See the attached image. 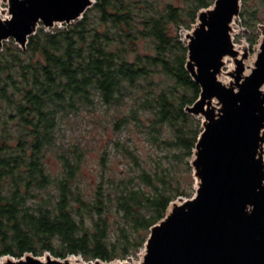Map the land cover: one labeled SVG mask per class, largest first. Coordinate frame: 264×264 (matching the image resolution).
<instances>
[{
  "label": "trees",
  "instance_id": "obj_1",
  "mask_svg": "<svg viewBox=\"0 0 264 264\" xmlns=\"http://www.w3.org/2000/svg\"><path fill=\"white\" fill-rule=\"evenodd\" d=\"M215 1L95 0L76 22L40 24L25 49L4 43L0 258L125 260L171 203L194 196L203 127L186 108L201 88L186 68L181 29ZM80 122L100 128L98 148L74 137ZM90 151L94 184L83 175Z\"/></svg>",
  "mask_w": 264,
  "mask_h": 264
},
{
  "label": "water",
  "instance_id": "obj_2",
  "mask_svg": "<svg viewBox=\"0 0 264 264\" xmlns=\"http://www.w3.org/2000/svg\"><path fill=\"white\" fill-rule=\"evenodd\" d=\"M0 1L9 3L11 14V19L0 18V47L13 39L23 49L40 24L48 29L71 24L95 3ZM241 5L242 0H216L199 12L186 34V68L201 88L186 108L202 118L191 162L196 191L171 203L165 218L151 228L138 264H264V26L257 60L247 74L248 52L238 58L232 35ZM227 57L236 65L229 84L220 79ZM70 259L26 253L0 264H81Z\"/></svg>",
  "mask_w": 264,
  "mask_h": 264
},
{
  "label": "rangeland",
  "instance_id": "obj_3",
  "mask_svg": "<svg viewBox=\"0 0 264 264\" xmlns=\"http://www.w3.org/2000/svg\"><path fill=\"white\" fill-rule=\"evenodd\" d=\"M242 5H243L241 7L242 8L241 10L243 12L242 16H239L238 18H236L232 24L233 42L236 44L237 50H240L239 48L244 46L243 50L241 49L242 50L241 54L245 52V49L247 50L248 57L245 60V62H247L248 60H252V62L254 63L257 60V56H258L257 54H258L260 43H261V37L263 35L261 24L264 23V16L262 14V12L264 11V0H243ZM243 15L246 17H244ZM246 20L250 22L249 26L246 25ZM56 26H62V25L57 24L55 25V27ZM190 31L191 29L190 30H187L184 28L181 29V35L183 37L184 42H187L186 34ZM254 36L257 37L256 41L254 43H251L249 38H253ZM241 54L239 56L242 59ZM228 59H230L229 63H228ZM235 68H236L235 60L232 57H227L225 59V66L223 68L221 78L225 76L226 73H230L234 71ZM247 73H250V71H247ZM74 137H79L84 142L87 141L89 143L90 148L92 147L98 148L100 142L103 141V138H101L100 128H96L93 130L91 129L90 125L87 122H84V123L80 122L78 124V131ZM137 142L139 144L138 140ZM48 163L50 164V170L53 173H57L59 171V166L53 159H49ZM98 167H99L98 166V156L96 153L90 151L88 154V160H87L86 166L84 167V171H83V175L86 181H88L91 184H94L95 182H97ZM193 188L195 190V186ZM46 253L48 252H45L44 255L41 257L44 258ZM143 254H144V250L142 248L136 255L130 256L129 258L125 260H114L108 263L121 264L122 262L125 263V261H127V262H132L134 264H138L143 259ZM6 257L7 256L1 257L0 261L5 260ZM69 258L73 259L75 262H81L84 264H89V263L95 264L96 262V261H93V263H91L90 261L89 262L85 261L80 255L78 256L72 255V256H69ZM101 263L107 264V262H103V261H101Z\"/></svg>",
  "mask_w": 264,
  "mask_h": 264
},
{
  "label": "bare ground",
  "instance_id": "obj_4",
  "mask_svg": "<svg viewBox=\"0 0 264 264\" xmlns=\"http://www.w3.org/2000/svg\"><path fill=\"white\" fill-rule=\"evenodd\" d=\"M243 48H244V46H242V47L239 48L240 50H238V51H239L240 54L242 53ZM238 58H240V56ZM229 62H230V59H228V63ZM244 66H245V69H246V73H247V71H251V69L253 67L252 60H248L247 62H244ZM223 77H224V79H223ZM223 77L221 78V80L225 84H229L231 82V80H232V78L229 76V73H226L225 76H223ZM70 260H71L72 263L75 262L73 259H70ZM81 264H84V263H81ZM103 264H106V263H103ZM107 264H115V263H107ZM116 264H118V263H116Z\"/></svg>",
  "mask_w": 264,
  "mask_h": 264
},
{
  "label": "built area",
  "instance_id": "obj_5",
  "mask_svg": "<svg viewBox=\"0 0 264 264\" xmlns=\"http://www.w3.org/2000/svg\"><path fill=\"white\" fill-rule=\"evenodd\" d=\"M0 18L2 20H8L11 18V14L9 12V3L8 2L0 1Z\"/></svg>",
  "mask_w": 264,
  "mask_h": 264
},
{
  "label": "flooded vegetation",
  "instance_id": "obj_6",
  "mask_svg": "<svg viewBox=\"0 0 264 264\" xmlns=\"http://www.w3.org/2000/svg\"><path fill=\"white\" fill-rule=\"evenodd\" d=\"M243 1V0H242ZM243 5H241V7H242ZM242 9V8H241ZM242 10H241V12H240V16H242ZM262 14H263V16H264V11L262 12ZM244 16V15H243ZM244 17H246V16H244ZM245 19H247V18H245ZM261 26H264V23L263 24H261Z\"/></svg>",
  "mask_w": 264,
  "mask_h": 264
}]
</instances>
